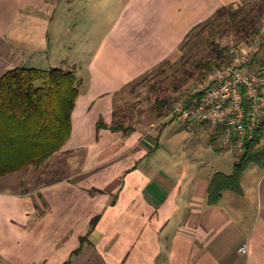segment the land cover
Listing matches in <instances>:
<instances>
[{
    "label": "crops",
    "instance_id": "1",
    "mask_svg": "<svg viewBox=\"0 0 264 264\" xmlns=\"http://www.w3.org/2000/svg\"><path fill=\"white\" fill-rule=\"evenodd\" d=\"M223 8L264 16V0H0V77L63 67L82 81L64 147L0 177V264H264V168L244 172L242 195L210 204L211 179L240 155L208 125L194 128L224 162L210 147L182 153L188 139L162 152L148 122L111 129L128 87L180 59Z\"/></svg>",
    "mask_w": 264,
    "mask_h": 264
},
{
    "label": "trees",
    "instance_id": "2",
    "mask_svg": "<svg viewBox=\"0 0 264 264\" xmlns=\"http://www.w3.org/2000/svg\"><path fill=\"white\" fill-rule=\"evenodd\" d=\"M224 14H230L233 20H237L238 14L229 12L227 8H223L221 15ZM251 15L239 21L248 38L258 31L259 18ZM228 59L225 49L219 50L217 60L210 59L202 65L200 77ZM81 85L75 71L63 67L17 66L0 77V177L31 165L42 166L64 147L72 134L73 111ZM164 104L159 100V107ZM105 127L108 126L99 121L98 128ZM111 129L128 132L132 127L118 121L116 111ZM263 138L264 122L256 138L246 142L245 151L236 159L232 173L219 171L211 179L208 190L210 204H217L227 190L242 195L244 172L254 164L264 168ZM99 219L100 216L93 218L91 231ZM86 243L87 238L83 236L76 253L83 250ZM69 263L70 260L65 264Z\"/></svg>",
    "mask_w": 264,
    "mask_h": 264
},
{
    "label": "rangeland",
    "instance_id": "3",
    "mask_svg": "<svg viewBox=\"0 0 264 264\" xmlns=\"http://www.w3.org/2000/svg\"><path fill=\"white\" fill-rule=\"evenodd\" d=\"M236 13L238 14L236 21L230 14H224L215 22L197 28L186 41L180 59L165 63L131 84L128 87V93L131 95L117 109L118 121L127 125L148 122L155 135H159L162 130L160 140L164 153L169 150L176 151L178 145L173 142L188 139L189 146L181 149L182 153L189 149L191 152L189 155L193 157V151L210 147L213 149L214 158L219 162H224L223 155L215 151L207 129L196 132L195 124L189 125L179 120H172L171 113L174 103L182 92L201 79V67L207 60H217L218 51L221 49H225L228 55V48L232 44H239L249 39L245 36L242 24H239L245 13ZM251 16L259 18L257 26V32H259L264 24V16L258 12ZM159 100L165 103L162 107L158 106ZM236 158V155L231 154L226 161L227 166L222 169L229 172ZM114 198V196L111 197V200Z\"/></svg>",
    "mask_w": 264,
    "mask_h": 264
},
{
    "label": "built area",
    "instance_id": "4",
    "mask_svg": "<svg viewBox=\"0 0 264 264\" xmlns=\"http://www.w3.org/2000/svg\"><path fill=\"white\" fill-rule=\"evenodd\" d=\"M228 55L182 92L171 114L189 125H208L225 149L241 155L264 122V24L247 41L232 44Z\"/></svg>",
    "mask_w": 264,
    "mask_h": 264
}]
</instances>
